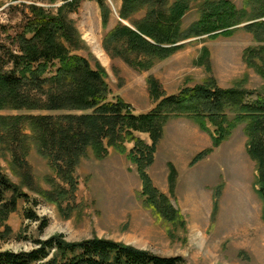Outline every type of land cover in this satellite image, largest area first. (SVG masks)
Segmentation results:
<instances>
[{
    "label": "rangeland",
    "instance_id": "obj_1",
    "mask_svg": "<svg viewBox=\"0 0 264 264\" xmlns=\"http://www.w3.org/2000/svg\"><path fill=\"white\" fill-rule=\"evenodd\" d=\"M231 1L239 9H243L246 2ZM66 2L0 0V25L5 27L1 39L8 41V33L14 35L20 29L29 6L36 5L57 14ZM122 4L123 0H106L110 10L106 27H103L97 0H81L77 10L67 15L82 43L74 52L89 59L92 65L99 62L108 73L107 81L112 90L109 101L121 97L134 114L151 112L156 102L148 89L150 75L159 79L167 95H177L185 86L199 84L209 76H214L222 88L242 85L253 91L256 94L247 98L251 102L257 94H264V77L248 66L244 58L248 47L264 46V41L256 39L245 24L238 26L231 36L185 40L183 49L156 61L150 70L134 68L121 57H113L104 47V37L119 22L132 27L130 21L119 14ZM192 4L182 20L183 29L201 18L197 1ZM146 11L147 8L142 9L134 19H142ZM203 47L210 50L211 72L197 64ZM256 62L263 65L260 59ZM31 113L81 114L76 111ZM9 114L16 113L0 112V115ZM136 134L152 144L149 133ZM248 143L245 124L235 127L219 147H213L211 134L191 119L172 118L166 124L155 161L146 172L155 188L165 194L176 209L174 219L159 215L147 205L136 164L128 153L113 147L105 158H97L89 150L73 174L76 189L55 200L44 195L51 192L54 182L70 186L56 174L33 141L25 164L16 163L8 151H0L2 170L27 195L26 199L18 200L17 209L7 222L0 223V251H31L38 247V241L63 234L68 242L98 237L149 250L161 257H181L182 264H264V200L257 192L258 165L249 154ZM133 146L127 143L129 151ZM209 148L214 150L192 163L198 154ZM171 164L177 169L173 185ZM216 203L218 209L214 211ZM28 211L38 219L29 218Z\"/></svg>",
    "mask_w": 264,
    "mask_h": 264
},
{
    "label": "trees",
    "instance_id": "obj_2",
    "mask_svg": "<svg viewBox=\"0 0 264 264\" xmlns=\"http://www.w3.org/2000/svg\"><path fill=\"white\" fill-rule=\"evenodd\" d=\"M66 1L57 14L36 5L29 6L20 29L14 35L6 31L8 41L1 39L5 27L0 25V112L16 113L0 115V151H8L16 163L25 164L30 142L38 146L56 174L70 186L54 182L45 197L55 200L73 192L77 186L73 174L81 159L89 150L97 158H105L113 147L128 153L136 164L147 205L161 216L176 218V209L168 197L155 188L146 169L155 161L166 124L172 118L186 117L211 134L213 147H219L235 127L245 124L249 154L258 165L257 192L264 200V94H257L251 102L247 98L256 94L253 91L242 85L222 88L214 76H209L199 84L185 86L177 95H167L159 79L150 75L148 89L156 106L147 114L136 115L121 97L109 101L112 90L105 68L99 62L92 65L89 59L74 52L82 43L67 15L77 10L81 0ZM170 1L123 0L119 14L130 21L132 27L119 22L104 37L105 49L134 68L150 70L156 61L183 49V41L202 36L212 39L231 36L241 24H245L256 39L264 41V0H246L243 9L231 0H195L202 14L188 29H183L182 20L194 0H174L171 4ZM97 2L103 27H106L110 10L106 0ZM144 8H147L145 17L134 19ZM244 58L248 66L264 77V46L248 47ZM257 59L262 60L263 65H258ZM197 64L211 72L208 47H203ZM40 111L81 114L31 113ZM137 132L149 133L152 144ZM128 142L134 144L130 151ZM213 150L201 152L192 163ZM170 167L173 185L177 169L173 164ZM26 198L21 187L15 185L0 166V223H6L17 209L18 200ZM217 209L216 203L214 211ZM27 215L38 219L30 211ZM6 226L11 231V227ZM37 244L31 251H0V264L183 263L181 257H161L149 250L98 237L68 242L63 234H57Z\"/></svg>",
    "mask_w": 264,
    "mask_h": 264
}]
</instances>
